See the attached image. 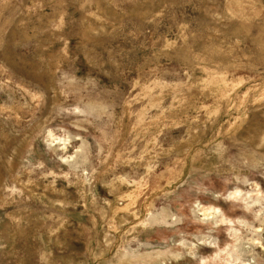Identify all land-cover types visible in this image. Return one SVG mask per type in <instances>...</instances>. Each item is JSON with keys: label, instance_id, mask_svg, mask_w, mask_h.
<instances>
[{"label": "rangeland", "instance_id": "obj_1", "mask_svg": "<svg viewBox=\"0 0 264 264\" xmlns=\"http://www.w3.org/2000/svg\"><path fill=\"white\" fill-rule=\"evenodd\" d=\"M0 264H264V0H0Z\"/></svg>", "mask_w": 264, "mask_h": 264}]
</instances>
